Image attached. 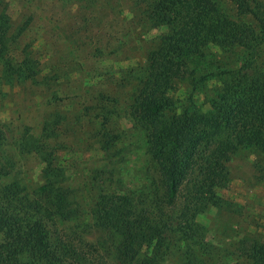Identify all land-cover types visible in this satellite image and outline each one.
Wrapping results in <instances>:
<instances>
[{"label": "rangeland", "instance_id": "rangeland-1", "mask_svg": "<svg viewBox=\"0 0 264 264\" xmlns=\"http://www.w3.org/2000/svg\"><path fill=\"white\" fill-rule=\"evenodd\" d=\"M153 1L0 0V14L8 16L15 37L11 52L28 55L36 70L29 79L0 80V193L14 205L33 199L44 183L47 158L77 210L71 219L46 220L71 264H119L112 239L90 219L89 208L101 190L133 194L140 205H162V214L175 219L186 210L198 178L195 169L174 203H165L146 152V129L129 115L147 57L169 31L149 18ZM218 2L226 14L252 26L257 40L251 50L208 43L203 53L190 56L197 75L214 76L192 97L187 78L174 80L167 94L177 111L184 106L209 111L212 98L238 76L264 80V38L258 41L264 37V0L253 3L259 18H239L231 1ZM225 171L215 191L218 201L194 217L203 236L170 232L162 264H247L245 246L264 237V152L239 146Z\"/></svg>", "mask_w": 264, "mask_h": 264}, {"label": "trees", "instance_id": "trees-1", "mask_svg": "<svg viewBox=\"0 0 264 264\" xmlns=\"http://www.w3.org/2000/svg\"><path fill=\"white\" fill-rule=\"evenodd\" d=\"M218 1L154 0L148 12L154 25L164 24L169 31L147 57L146 75L129 115L146 129V152L159 174L165 203H174L180 186L195 169L198 178L186 210L175 219L162 214V205H140L133 194L110 190L97 194L89 208L91 223L112 239L119 264H162L161 252L170 232L189 239L202 237L204 228L194 217L218 201L215 191L226 179L230 154L242 145L264 152V80L238 76L226 82L206 112L190 106L177 111L176 101L167 94L174 80L185 77L192 97L200 83L214 76L197 75L189 67V57L203 53L208 43L253 48L254 28L226 14ZM229 1L239 18L258 17L253 5L257 0ZM14 39L8 16L0 14V80L6 82L36 74L28 55L11 52ZM203 147L209 150H200ZM43 160L44 183L33 199H20L14 205L13 198L0 193V264H71L67 250L52 239L46 220L71 219L77 210L68 199L69 188L57 184L58 169ZM244 251L247 264H264V237Z\"/></svg>", "mask_w": 264, "mask_h": 264}]
</instances>
